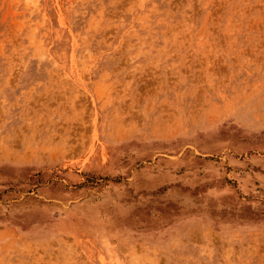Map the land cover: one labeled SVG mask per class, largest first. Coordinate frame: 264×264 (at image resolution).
<instances>
[{
  "label": "rangeland",
  "instance_id": "rangeland-1",
  "mask_svg": "<svg viewBox=\"0 0 264 264\" xmlns=\"http://www.w3.org/2000/svg\"><path fill=\"white\" fill-rule=\"evenodd\" d=\"M0 264H264V0H0Z\"/></svg>",
  "mask_w": 264,
  "mask_h": 264
}]
</instances>
